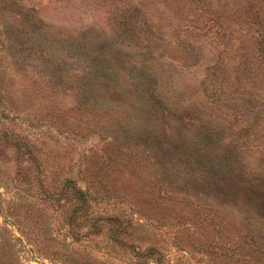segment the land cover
I'll list each match as a JSON object with an SVG mask.
<instances>
[{"label": "rangeland", "instance_id": "1", "mask_svg": "<svg viewBox=\"0 0 264 264\" xmlns=\"http://www.w3.org/2000/svg\"><path fill=\"white\" fill-rule=\"evenodd\" d=\"M24 1L31 2L33 9L21 16L19 25L47 27L52 36L46 30L43 39L49 48L55 45V39L51 38L61 37L57 50L63 51L65 67L69 68L67 73L56 69L54 61L48 63L42 59L37 45V52L29 59L34 66L38 64L43 77L50 78L51 83L58 81L60 90L55 94L66 109L79 108L85 103L77 84L87 77L79 79L77 76L88 71L83 68L84 58L78 59L73 34L90 35L97 40L99 52L106 53L118 71L113 80L116 88L105 83V76L95 78V89L103 87L105 94L97 96V106L115 114L114 120L127 109L124 105L131 106L133 120H153L156 126L151 138L163 145L170 144L175 151L186 149L188 139L195 140L192 155L173 167L176 173L184 165L186 176L177 177L167 168L161 172L165 183L179 199H162L153 204L156 211L152 223L158 226V237L171 247L170 252L138 256L129 251L104 248L97 243V238L89 243L80 241L81 245L72 242V245L86 258L90 257L93 264H158L157 261L167 262L169 258L174 264H264V101L259 104L263 117L252 123L258 105L256 96L262 95L264 100V95L261 90L246 87L237 65L240 50L251 52L257 45L256 32L247 30L251 15L244 12L240 19L242 26H234L236 29L231 31L225 47V39L220 43L213 35L202 34L199 27L203 21L193 23L173 15L169 11L171 7L163 0H123L138 8L141 22L133 29L124 20V15L130 12L128 3L121 5L122 14L118 15L109 9L111 5L106 0ZM209 24L211 22L206 26ZM173 25L180 27V31ZM260 25L264 26V16L261 22L252 24ZM15 29H19L17 21ZM140 32L158 38L153 45L146 46L138 40ZM179 33L183 41L175 39ZM190 39L193 47L186 46ZM57 71L63 76H56ZM259 74L262 80L264 72L259 70ZM35 78L38 83V74ZM126 80L140 81V90L129 93L121 89ZM30 82L29 78L23 80L25 85ZM140 91L146 92L150 104L137 105L135 100ZM18 119L21 122L17 120L15 125H21L20 129L25 131L27 120ZM91 135V132L83 134L82 140L88 138L86 141H89ZM92 137L95 139L96 134ZM61 140L67 139L54 137L51 140L56 154ZM170 157L175 160L177 154L172 153ZM18 170L13 149L0 144V201L3 204L0 236H9V228L14 235L23 238L40 236L48 251L53 236L51 230H55L57 221L50 214L40 215L36 206L24 202V196L14 192L19 182ZM2 210L19 222L22 231L18 223L2 220ZM16 247L21 264H62L40 254L28 241L17 242ZM5 251L11 252L8 247ZM0 264L5 262L0 260Z\"/></svg>", "mask_w": 264, "mask_h": 264}, {"label": "trees", "instance_id": "2", "mask_svg": "<svg viewBox=\"0 0 264 264\" xmlns=\"http://www.w3.org/2000/svg\"><path fill=\"white\" fill-rule=\"evenodd\" d=\"M106 1L111 5L109 9L118 15L122 14L121 5L128 3L130 12L128 16L124 15L126 25L133 29L140 24L138 8L134 5L123 0ZM163 2L179 18L193 23L203 21V25L199 27L202 34H211L220 43L225 39V47L231 31L236 29L234 26L241 25L240 19L244 12L251 15L247 30L256 32L254 35L257 45L251 52L240 50L237 65L241 76L245 78L244 83L248 85L246 87L254 91L261 90L264 95V78L259 80V70L264 72V26H252L256 21L261 22L264 16V0ZM31 9V2L0 0V121H5L0 124V144L13 149L19 168L16 172L19 182L13 189L14 192L22 194L24 202L36 206L40 215L50 214L57 224L54 225L55 230H51L53 236L49 252L40 236L31 238L25 235L23 238L21 235H14L10 228L7 229L9 236H0V260L5 264H21L16 243L22 244L26 241L32 243V247L38 248L40 254L62 264H79V261L82 264H93L90 257L86 258L72 242L81 245L80 241L89 243L96 238L97 243L100 242L104 248L129 251L138 256L150 252H157L160 256L163 252H170L171 247L158 237V226L152 223V215L156 211L153 204L162 199H179L165 183L161 172L167 168L169 173L177 174V177L186 176L184 165L176 173L173 167L179 166L183 160L187 161L192 155L191 148L195 145V140L188 139L186 149L175 151L170 144L163 145L151 138L156 126L153 120H133L131 106L124 105L127 109L115 120V114L97 106V96L104 94V90L103 87L95 89V78L105 76V83L116 88L113 80L118 71L112 59L110 61L106 53L99 52L97 40L90 35L73 34L75 50L80 56L78 59L84 58L83 68L88 71L77 76L79 79L87 77V80H81L77 84V90L85 97V103L79 105V108L71 106L66 109L55 94V91L60 90L58 81L51 83L50 78L43 77L40 69H37L38 64L34 66L29 59L37 52V45L42 59L48 63L54 61L56 69L67 73L69 68L65 67V58L61 54L63 51L57 50L61 37L57 35L51 38L55 39V45L49 48L45 46L48 42L43 39L46 30L52 36L47 27L39 25L31 28L19 25L18 20ZM250 10L254 13L250 14ZM16 21L18 30L15 29ZM209 22L211 24L206 26ZM173 26L177 32L180 31V27ZM140 33L137 34L138 40L146 46L153 45L154 39L158 38L149 33ZM180 34L175 39L183 41ZM191 42L193 41L190 39L186 46L193 47ZM57 55L60 57L55 59ZM170 59L172 60L171 57ZM60 72L57 71L55 75L63 76ZM37 74L38 83L35 78ZM25 78L31 79L30 84L23 83ZM121 89L129 93L138 92L140 81L126 80ZM92 99L95 101L89 102ZM263 101L262 95L256 96L258 105L256 104V115L253 116L252 123L263 117L259 109V104ZM135 102L139 106L151 103L144 91H140ZM26 114L28 117L23 119L21 116ZM94 116L97 118L93 119ZM18 118L27 120L25 131L20 129L21 125H15L17 120L21 122ZM90 132L92 135L96 134V138L91 135L89 141H86L88 138L82 140L83 134L88 135ZM50 135L67 139L58 144L57 154L53 150L54 144L51 143L54 137ZM172 153L177 154V159L170 157ZM0 207H3L1 201ZM2 214L3 221L18 223L17 227L22 231L19 222L8 212L4 211ZM15 215L17 217L18 213ZM15 240L17 241L14 242ZM6 247L11 252L5 253ZM157 262L174 264L170 258L167 262Z\"/></svg>", "mask_w": 264, "mask_h": 264}]
</instances>
